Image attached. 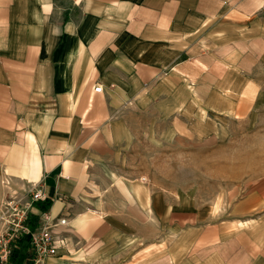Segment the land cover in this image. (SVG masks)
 Wrapping results in <instances>:
<instances>
[{
  "label": "crops",
  "instance_id": "obj_1",
  "mask_svg": "<svg viewBox=\"0 0 264 264\" xmlns=\"http://www.w3.org/2000/svg\"><path fill=\"white\" fill-rule=\"evenodd\" d=\"M158 84L263 105L264 0H0V201L41 191L32 213L68 218L45 264H264V186L187 208L117 174Z\"/></svg>",
  "mask_w": 264,
  "mask_h": 264
},
{
  "label": "rangeland",
  "instance_id": "obj_2",
  "mask_svg": "<svg viewBox=\"0 0 264 264\" xmlns=\"http://www.w3.org/2000/svg\"><path fill=\"white\" fill-rule=\"evenodd\" d=\"M188 88L158 84L147 101L130 107L132 114L124 119L132 127V142L114 166L122 170L117 174L136 177L161 194L156 202L222 208L244 191L264 186V104L250 114L219 113L194 100ZM27 199L9 195L0 201V214L3 204L17 200L18 209L8 206L7 215L18 221L32 195ZM29 218L39 220L34 213ZM137 228L144 234L149 227Z\"/></svg>",
  "mask_w": 264,
  "mask_h": 264
},
{
  "label": "built area",
  "instance_id": "obj_3",
  "mask_svg": "<svg viewBox=\"0 0 264 264\" xmlns=\"http://www.w3.org/2000/svg\"><path fill=\"white\" fill-rule=\"evenodd\" d=\"M95 90L102 91L103 86L98 85L95 87ZM43 197L44 195L41 191L32 192L33 200L28 204L26 212L20 218H17L18 221L9 219L7 215L8 206L11 205L15 210L18 209L17 200L10 202V204L8 202L3 204L5 207L2 208L0 214V221H2L0 228V264H7L9 262L12 250L11 240L19 234H31L32 246L35 249L34 264H45L47 258L56 256L59 249L66 246L68 240L66 235L67 217L59 216L52 218L49 213L45 212L39 217L37 226L30 227L25 223L26 219L29 218V213H32L33 202Z\"/></svg>",
  "mask_w": 264,
  "mask_h": 264
},
{
  "label": "trees",
  "instance_id": "obj_4",
  "mask_svg": "<svg viewBox=\"0 0 264 264\" xmlns=\"http://www.w3.org/2000/svg\"><path fill=\"white\" fill-rule=\"evenodd\" d=\"M38 205L41 209L46 210L50 207L51 201ZM25 223L35 227L38 224V219L32 220L29 218ZM31 241V234L23 233L15 236L11 240L12 250L7 264H34L35 249Z\"/></svg>",
  "mask_w": 264,
  "mask_h": 264
}]
</instances>
